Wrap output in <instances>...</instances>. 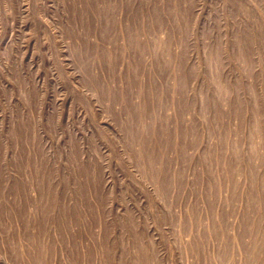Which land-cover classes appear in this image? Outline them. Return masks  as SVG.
Returning <instances> with one entry per match:
<instances>
[{
	"label": "rangeland",
	"instance_id": "rangeland-1",
	"mask_svg": "<svg viewBox=\"0 0 264 264\" xmlns=\"http://www.w3.org/2000/svg\"><path fill=\"white\" fill-rule=\"evenodd\" d=\"M0 264H264V0H0Z\"/></svg>",
	"mask_w": 264,
	"mask_h": 264
},
{
	"label": "bare ground",
	"instance_id": "bare-ground-1",
	"mask_svg": "<svg viewBox=\"0 0 264 264\" xmlns=\"http://www.w3.org/2000/svg\"><path fill=\"white\" fill-rule=\"evenodd\" d=\"M263 146V145H262ZM210 262V261H209Z\"/></svg>",
	"mask_w": 264,
	"mask_h": 264
}]
</instances>
